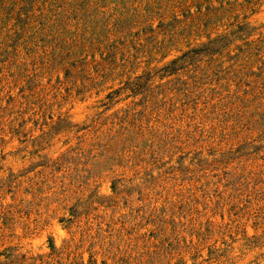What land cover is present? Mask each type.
Instances as JSON below:
<instances>
[{"label":"rangeland","instance_id":"374dc122","mask_svg":"<svg viewBox=\"0 0 264 264\" xmlns=\"http://www.w3.org/2000/svg\"><path fill=\"white\" fill-rule=\"evenodd\" d=\"M0 264H264V0H0Z\"/></svg>","mask_w":264,"mask_h":264}]
</instances>
